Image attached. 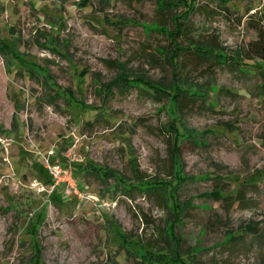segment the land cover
<instances>
[{
  "label": "rangeland",
  "instance_id": "374dc122",
  "mask_svg": "<svg viewBox=\"0 0 264 264\" xmlns=\"http://www.w3.org/2000/svg\"><path fill=\"white\" fill-rule=\"evenodd\" d=\"M263 15L0 0V264H264Z\"/></svg>",
  "mask_w": 264,
  "mask_h": 264
},
{
  "label": "trees",
  "instance_id": "16d2710c",
  "mask_svg": "<svg viewBox=\"0 0 264 264\" xmlns=\"http://www.w3.org/2000/svg\"><path fill=\"white\" fill-rule=\"evenodd\" d=\"M249 24H250L251 29L255 31L256 38L247 43L246 48L242 51L241 55L243 56L244 59H249V60L258 59L264 63V15L260 21H251ZM49 183H51V179ZM140 188L143 189V187H140ZM143 190H147V187H144ZM55 192L56 191H53V193ZM218 196L220 199L221 195L219 194ZM227 198L229 197H225V198L221 197L222 200L227 199ZM235 201H240L241 203H244L243 192L241 190L238 191L237 195L235 196V199H232L233 203H235ZM36 248L37 250L35 251V254L33 255V258L35 261L38 260L39 251H40L38 245ZM182 263L187 264L185 261H182Z\"/></svg>",
  "mask_w": 264,
  "mask_h": 264
},
{
  "label": "built area",
  "instance_id": "2783aa9c",
  "mask_svg": "<svg viewBox=\"0 0 264 264\" xmlns=\"http://www.w3.org/2000/svg\"><path fill=\"white\" fill-rule=\"evenodd\" d=\"M44 167L47 170L51 180H52V185L50 192L54 191L55 186L58 184L57 180L59 179V176L62 174V169L59 165H55L49 162L48 158L45 159Z\"/></svg>",
  "mask_w": 264,
  "mask_h": 264
},
{
  "label": "crops",
  "instance_id": "0c3cea01",
  "mask_svg": "<svg viewBox=\"0 0 264 264\" xmlns=\"http://www.w3.org/2000/svg\"><path fill=\"white\" fill-rule=\"evenodd\" d=\"M55 194H57V195H58L59 193H57V192H56Z\"/></svg>",
  "mask_w": 264,
  "mask_h": 264
}]
</instances>
